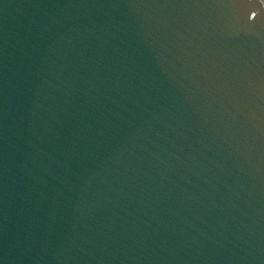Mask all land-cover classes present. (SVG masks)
Instances as JSON below:
<instances>
[{"label":"water","instance_id":"95a60500","mask_svg":"<svg viewBox=\"0 0 264 264\" xmlns=\"http://www.w3.org/2000/svg\"><path fill=\"white\" fill-rule=\"evenodd\" d=\"M0 264H264V0H0Z\"/></svg>","mask_w":264,"mask_h":264}]
</instances>
